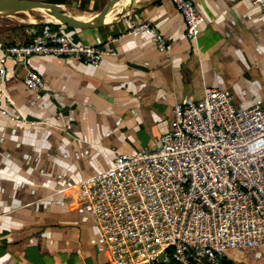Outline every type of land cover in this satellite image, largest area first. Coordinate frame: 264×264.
Segmentation results:
<instances>
[{
    "label": "crops",
    "instance_id": "obj_1",
    "mask_svg": "<svg viewBox=\"0 0 264 264\" xmlns=\"http://www.w3.org/2000/svg\"><path fill=\"white\" fill-rule=\"evenodd\" d=\"M147 1L98 28L59 26L75 43L113 51L98 67L53 55L2 61L5 45L26 42L50 25L0 18V106L30 121L0 114V264L105 262L102 237L78 183L110 168L118 152L159 146L173 105L200 99L205 86L230 91L239 109L264 101L260 7L250 0H194L205 20L190 41L169 0L140 2ZM84 2L88 11L99 10L91 7L95 0ZM132 19L153 25L165 50L148 36L127 34ZM28 71L41 76V89L23 84ZM246 250H228L227 260ZM256 251L252 263L264 260V247Z\"/></svg>",
    "mask_w": 264,
    "mask_h": 264
},
{
    "label": "built area",
    "instance_id": "obj_2",
    "mask_svg": "<svg viewBox=\"0 0 264 264\" xmlns=\"http://www.w3.org/2000/svg\"><path fill=\"white\" fill-rule=\"evenodd\" d=\"M250 2L264 13V0ZM169 3L183 18L185 37L195 41L205 20L195 1ZM126 33L166 48L147 21L130 20ZM110 54L50 25L26 42L5 45L2 61L53 55L98 67ZM1 76L2 68L0 94ZM22 82L43 87L35 71ZM0 114L30 122L1 106ZM78 186L105 246L108 258L101 264H228V250L264 247V101L239 109L230 91L205 86L200 99L173 105L159 146L118 152L110 168Z\"/></svg>",
    "mask_w": 264,
    "mask_h": 264
},
{
    "label": "water",
    "instance_id": "obj_3",
    "mask_svg": "<svg viewBox=\"0 0 264 264\" xmlns=\"http://www.w3.org/2000/svg\"><path fill=\"white\" fill-rule=\"evenodd\" d=\"M134 1L135 0H106L103 7L97 10L93 16L89 18H78L61 11L59 8L62 3L46 2L42 0H0V17L19 13L31 15L32 12H37L52 18L54 22L39 16V18L31 20V24L42 26L58 25L71 28H98L121 19L130 12L139 10L149 3L148 1L142 3ZM65 4L68 5L67 3ZM119 6V10L116 12Z\"/></svg>",
    "mask_w": 264,
    "mask_h": 264
},
{
    "label": "rangeland",
    "instance_id": "obj_4",
    "mask_svg": "<svg viewBox=\"0 0 264 264\" xmlns=\"http://www.w3.org/2000/svg\"><path fill=\"white\" fill-rule=\"evenodd\" d=\"M42 1L54 2V3H67L69 5H72L77 8L84 9V10L92 9L89 7L88 3L84 2V0H42ZM105 1L106 0H95V3L91 5V7L93 6V9H101ZM31 15L34 16L35 18H39V16L37 15V12H32ZM253 255H256V254L252 253L249 250L241 251L238 253V256H234V255L231 256L232 261H230L229 264H264V260L260 256H259L258 261H256V263L255 262L252 263L249 257ZM241 258H243L241 262L239 263L235 262L236 260H239Z\"/></svg>",
    "mask_w": 264,
    "mask_h": 264
},
{
    "label": "bare ground",
    "instance_id": "obj_5",
    "mask_svg": "<svg viewBox=\"0 0 264 264\" xmlns=\"http://www.w3.org/2000/svg\"><path fill=\"white\" fill-rule=\"evenodd\" d=\"M140 1H145V0H135V2H140ZM119 8H120V6L118 7V9H116V12L119 10ZM59 9L63 12H66L67 14H70L72 16H76L78 18H89V17L93 16V14L95 13L93 11L83 10V9L77 8V7L69 5V4L66 5L65 3H62ZM37 15L41 16L42 18H45L46 20L54 22V20L52 18H49L46 15H42L41 13H37ZM4 17L14 18L18 22H21V23H30L31 20H33L35 18L34 16L27 15L26 13H19L16 15L3 16L0 18H4Z\"/></svg>",
    "mask_w": 264,
    "mask_h": 264
},
{
    "label": "trees",
    "instance_id": "obj_6",
    "mask_svg": "<svg viewBox=\"0 0 264 264\" xmlns=\"http://www.w3.org/2000/svg\"><path fill=\"white\" fill-rule=\"evenodd\" d=\"M255 248L257 249V248H261V247H253V248H246V249H247V251L249 250V251H251L252 253L255 254V253L257 252ZM243 250H244V249H243ZM227 262H228V264H229V261H228V260H227Z\"/></svg>",
    "mask_w": 264,
    "mask_h": 264
}]
</instances>
